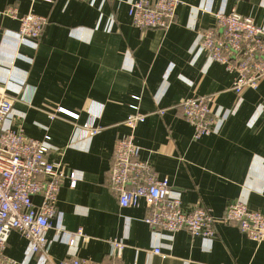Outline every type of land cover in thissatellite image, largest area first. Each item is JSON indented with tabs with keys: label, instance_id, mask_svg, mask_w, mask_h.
Masks as SVG:
<instances>
[{
	"label": "crops",
	"instance_id": "obj_1",
	"mask_svg": "<svg viewBox=\"0 0 264 264\" xmlns=\"http://www.w3.org/2000/svg\"><path fill=\"white\" fill-rule=\"evenodd\" d=\"M182 1L170 28L143 29L132 22L129 0H107L102 9V0L94 6L81 0H0V11L17 6L20 14L48 18L33 44L1 32L0 87L17 98L3 127L22 126L39 140L49 136V160L66 175L78 174L75 188L68 177L61 185L58 215L48 231L51 264L73 256L107 264L115 239L126 244L123 264H264V241L249 238L238 223L218 222L212 238L187 230L155 232L145 221V204L123 208L110 187L115 144L130 132L125 121L138 106L147 115L135 131L140 159L169 178L185 210L200 204L219 219L242 197L264 214V81L237 96L234 74L198 43L199 32L216 25L208 9H235L264 27V0ZM0 26L14 32L19 22L3 16ZM194 96L215 98L216 112L231 110L220 132L194 138L178 105ZM51 107L78 118H51ZM86 122L101 131L81 137L77 124ZM59 229H82L88 239L77 236L72 245ZM155 247L166 256L154 254ZM5 254L16 264H41L44 256L31 252L18 231L11 233Z\"/></svg>",
	"mask_w": 264,
	"mask_h": 264
},
{
	"label": "built area",
	"instance_id": "obj_2",
	"mask_svg": "<svg viewBox=\"0 0 264 264\" xmlns=\"http://www.w3.org/2000/svg\"><path fill=\"white\" fill-rule=\"evenodd\" d=\"M95 5L97 0H81ZM107 0H102L100 8ZM129 14L135 26L160 27L168 29L175 20L182 0H129ZM206 9V8H205ZM208 9V8H207ZM209 11L216 25L200 31L198 43L209 59L223 64L234 74L231 89L237 96L246 89L257 90L264 81V28L252 18L235 11L225 14L219 10ZM9 17L19 22V29L10 32L0 26V35L13 34L19 44H33L41 38L48 22L46 16L30 11L20 14L17 6H9L0 11L1 17ZM114 16L110 18L107 30L111 31ZM9 32V33H8ZM0 87V264H16L5 254L8 240L13 231H18L27 241L33 253H40L41 264H51L48 257L50 240L48 231L53 227L52 219L58 215V198L62 182L66 177L75 188L78 174L66 175L59 163L49 160L50 137L39 140L28 137L24 128H4L6 118L12 113L17 98ZM215 98L194 96L181 98L178 105L184 118L194 127V138L221 131L227 123L231 110L216 112ZM212 103V104H211ZM48 114L56 118L60 113L78 118V114L62 107L49 108ZM125 121L130 132L118 138L113 154V165L109 170L110 187L119 205L139 207L145 204L146 223L156 231L177 232L187 230L192 236L212 238L216 235V224L238 223L242 232L259 243L264 241V214L248 207L247 200L238 198L231 203L224 216L217 219L204 206L196 204L190 210L183 207L182 195L173 189L168 177L160 178L155 167L140 159L141 147L135 141L136 127L146 120L138 106ZM80 127L81 137H94L101 128L91 122ZM38 197L39 202L34 198ZM70 244L77 236H85L82 229L77 231L57 230ZM126 244L122 240L111 241L110 259L107 264H123ZM154 254H163L155 247ZM60 264H93L87 258L73 256Z\"/></svg>",
	"mask_w": 264,
	"mask_h": 264
},
{
	"label": "bare ground",
	"instance_id": "obj_3",
	"mask_svg": "<svg viewBox=\"0 0 264 264\" xmlns=\"http://www.w3.org/2000/svg\"><path fill=\"white\" fill-rule=\"evenodd\" d=\"M232 11H235V12H237L235 9L234 10H232ZM237 13H239V12H237ZM225 14H228V13H225ZM240 14V13H239ZM176 16H177V13H176ZM176 16H175V20H176ZM244 17H248V18H252L253 20H254V22L257 24V22L255 21V19L252 17V16H245L244 15ZM175 20H174V22H175ZM173 22V23H174ZM172 23V24H173ZM258 25V24H257ZM139 28H142V27H139ZM145 28H160V27H155V26H152V27H145ZM262 28H264V27H262ZM144 29V28H143ZM263 82V81H262ZM260 86V85H259ZM259 88V87H258ZM250 89V88H249Z\"/></svg>",
	"mask_w": 264,
	"mask_h": 264
}]
</instances>
